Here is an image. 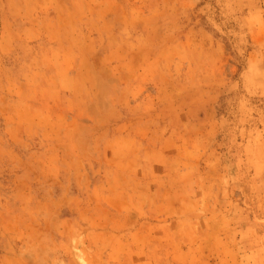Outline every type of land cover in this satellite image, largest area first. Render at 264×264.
I'll return each mask as SVG.
<instances>
[{"label": "rangeland", "instance_id": "obj_1", "mask_svg": "<svg viewBox=\"0 0 264 264\" xmlns=\"http://www.w3.org/2000/svg\"><path fill=\"white\" fill-rule=\"evenodd\" d=\"M0 264H264V0H0Z\"/></svg>", "mask_w": 264, "mask_h": 264}]
</instances>
